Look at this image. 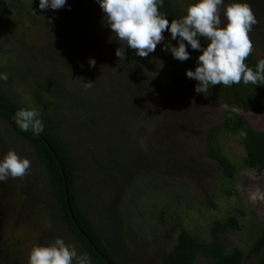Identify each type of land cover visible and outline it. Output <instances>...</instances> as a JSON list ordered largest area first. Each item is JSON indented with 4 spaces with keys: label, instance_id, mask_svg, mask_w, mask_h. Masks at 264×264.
<instances>
[{
    "label": "rangeland",
    "instance_id": "rangeland-1",
    "mask_svg": "<svg viewBox=\"0 0 264 264\" xmlns=\"http://www.w3.org/2000/svg\"><path fill=\"white\" fill-rule=\"evenodd\" d=\"M3 1L1 11L9 21L0 24V73L10 78L0 84L6 83L22 106L41 111L58 126L76 164L79 202L117 264H160L181 226L208 239L213 222L229 217L240 228L225 233L228 249L243 251L242 264H264V201L249 200L251 191L264 193V168L243 164L240 134L218 135L217 148L236 166L231 183L205 154V130L221 122L223 104L195 87L179 90L174 85L172 75L184 70L183 61L164 51L163 44L148 58L126 48L125 59L119 60L115 50L120 45L111 29L103 28L97 0L85 14L92 26L85 24L81 32L80 16L66 6L38 13L33 12V2L39 6V0H22V9H10L9 1ZM173 1L183 7L192 2ZM246 2L259 21L249 33L252 53L262 59L264 0ZM29 7L38 20H31ZM164 37L177 44L171 36ZM64 58L70 61L63 64ZM89 58L95 66H89ZM25 65L31 70L24 78L20 71ZM58 74L62 78L54 84ZM87 81H92L91 88H85ZM38 92L44 102L33 101ZM244 118L252 129H264V109L244 112ZM9 149L29 159L31 168L23 180L9 177L0 182L1 264H28L33 246L56 238L78 254L86 253L63 227L43 168L28 145L0 120V159ZM35 229L41 234L38 243L36 237L31 240L38 236ZM196 264L206 260L199 257Z\"/></svg>",
    "mask_w": 264,
    "mask_h": 264
},
{
    "label": "clouds",
    "instance_id": "clouds-1",
    "mask_svg": "<svg viewBox=\"0 0 264 264\" xmlns=\"http://www.w3.org/2000/svg\"><path fill=\"white\" fill-rule=\"evenodd\" d=\"M97 3L112 38L120 45L115 50L119 60L125 59L126 48L141 58H148L158 44H163L164 51L171 52L179 61H186L190 59L186 41L200 53L195 69L185 70L188 78L197 81V93L208 95L211 87L221 84L225 87L241 82L264 85V58L257 61L255 70L245 63L254 48L249 33L259 23L246 0H232L227 4L225 0H192L184 6L185 15L171 21L159 11L163 0H97ZM65 5L66 0H39L41 10H59ZM165 32L177 41L175 46L165 41ZM201 37L207 41L204 47H201ZM88 63L90 67L95 66L93 58H89ZM7 79L8 74L0 73V80ZM84 86L91 88L92 81L84 82ZM222 107L225 111H238L227 104ZM39 117L37 109L21 108L13 119L22 131L31 130L38 136L44 131ZM30 168L29 159L9 149L0 159V182H6L9 177L23 180ZM249 200L253 204L264 201V193L259 189L251 191ZM73 260L76 264H91L86 253L78 254L61 238L48 245L33 246L28 254V264H73Z\"/></svg>",
    "mask_w": 264,
    "mask_h": 264
},
{
    "label": "trees",
    "instance_id": "trees-1",
    "mask_svg": "<svg viewBox=\"0 0 264 264\" xmlns=\"http://www.w3.org/2000/svg\"><path fill=\"white\" fill-rule=\"evenodd\" d=\"M88 1L89 3H86L85 0H66V9L69 13L74 11L80 16V32L85 24L92 26L91 22L85 18L86 12L92 9V0ZM74 3L78 5L77 9L73 7ZM93 8L97 9L95 6ZM81 9L79 14L78 10ZM159 11L169 21L182 18L185 15L184 7L173 0H163ZM99 20L101 24H105L103 17ZM103 28L109 27L105 25ZM164 35L170 36V33L165 32ZM200 43L201 47H204L207 41L201 37ZM185 45L190 54V59L183 61L184 70L182 72H176L172 75L173 83L179 90H190L197 84V81L186 76L185 70L195 69L196 58L200 53L188 46L186 41ZM259 59L252 53L245 63L255 70ZM67 61L70 60L64 58L63 64ZM27 68L28 71L31 70L30 66ZM57 81L56 79L54 84ZM56 89L58 92H62L61 85H57ZM209 93L221 100L223 105L227 104L230 109L235 108L238 111L224 110L221 122L205 130V154L217 163L227 181L231 183L236 172V166L217 148L218 135L219 133L240 134L245 149L243 164L258 171L262 170L264 168V129L255 130L249 127L246 124L244 112L259 113L263 111L264 85L251 83L245 85L241 82L240 84H233L231 87H225L221 84L211 87ZM21 108L23 107L18 102L0 91V120L5 121L10 129L28 142L32 148L38 162L44 169L50 193L59 209L62 225L74 235L81 248L91 258L92 264H117L111 251L100 238L79 202L75 179L76 164L67 141L58 132L57 127L50 124L48 119L46 122L43 121V118L41 119L44 131L38 136L34 135L31 130L22 131L13 119L15 112ZM92 125H96L95 119H92ZM34 199L35 197H33V201ZM239 228L237 220L233 217L215 220L210 227L209 238L200 239L181 226L175 243L162 255L160 264H196L199 257L204 258L206 264H242L243 251L238 248L228 249L225 240V233L229 229Z\"/></svg>",
    "mask_w": 264,
    "mask_h": 264
},
{
    "label": "flooded vegetation",
    "instance_id": "flooded-vegetation-1",
    "mask_svg": "<svg viewBox=\"0 0 264 264\" xmlns=\"http://www.w3.org/2000/svg\"><path fill=\"white\" fill-rule=\"evenodd\" d=\"M9 2H8V7L10 8V9H16L17 7H19V9H22L24 6H25V4H24V2H22V0H8ZM10 1H11V3L12 4H9L10 3ZM91 1V0H90ZM1 3L2 4H0V24L3 22V20H7V21H9V19H8V15L7 14H5V13H3L1 10L5 7V4H6V2L5 1H1ZM91 3H92V1H91ZM33 4H34V6H35V8L33 9V12H34V10L36 11V12H38L39 13V11H40V8H39V6L38 5H36L34 2H33ZM30 6H32V5H30ZM66 6V5H65ZM64 6V7H65ZM73 7L75 8V9H77L78 8V5L77 4H75L74 3V5H73ZM16 11H18V10H16ZM102 11V10H101ZM28 13H29V15H30V17H31V20H38V18H37V15H34L33 13H32V11H31V9H30V7H29V10H28ZM16 27V26H15ZM14 30H15V28H14ZM17 31H19L18 30V28H17ZM29 65H25V66H22V71H20L21 72V76L22 77H26L28 74H29V71H28V67ZM9 78H10V75L8 74V79H7V81L9 80ZM60 78H62V76L60 75V74H58V79L57 80H60ZM7 81H4V80H2V82H7ZM36 81L34 82V81H32L31 80V86H33V87H37L36 86ZM0 91L1 92H3L5 95H7L8 97H10V98H12L15 102H18L17 100H15L14 99V97L12 96V95H10V88H8L7 87V84L6 83H4V85H2V84H0ZM65 95H66V93L64 92V90L62 91ZM38 100H41V102H44V99H42L41 98V92H38L35 96H34V98H33V101H38ZM30 101V100H29ZM24 102V101H23ZM20 104V103H19ZM21 105V104H20ZM22 106V105H21ZM23 108H25L24 106H22ZM30 108H33V107H30ZM35 109V108H34ZM39 113H40V119H42L43 118V121L44 122H46L47 121V118L43 115V113L41 112V111H39ZM55 127H57V129H58V126H56L55 125ZM58 132L60 133V131L58 130ZM16 134V133H15ZM61 134V133H60ZM17 135V134H16ZM62 135V134H61ZM18 136V135H17ZM19 137V136H18ZM64 138V137H63ZM65 139V138H64ZM23 140V139H22ZM24 141V140H23ZM27 145H28V147H29V149L32 151V153H33V156H34V158H35V161L37 162V164L39 165V166H41L42 167V165L38 162V159L36 158V156H35V154H34V152H33V150H32V148L30 147V145H29V143L28 142H26V141H24ZM70 149V148H69ZM73 158V157H72ZM43 168V167H42ZM44 170V169H43ZM13 201L14 200H12L11 201V203L13 204ZM32 202V201H31ZM18 207H19V204H18ZM22 208V207H21ZM26 208V207H25ZM63 227H64V225H63ZM66 230H67V228L66 227H64ZM35 232L36 233H38V236H36L35 234H34V236H33V238L31 239L33 242H35V237H36V242L38 243V240H40V237H41V234L39 233V231L37 230V229H35ZM67 232L72 236V242L73 243H76V245L78 246V248L80 249L81 248V246H80V244L78 243V241L75 239V237H74V235L70 232V231H68L67 230ZM40 236V237H39ZM30 240H27V242H29ZM26 242V243H27ZM50 243V242H49ZM51 244V243H50ZM1 245V244H0ZM38 245H39V243H38ZM48 245V244H47ZM1 249H2V246H0V253H1ZM11 251H13V247L12 246H10V248H9ZM3 250V249H2ZM87 254V253H86ZM74 262H76L75 260H73V264H75ZM2 263V259H0V264ZM23 263H25L26 264V262H23Z\"/></svg>",
    "mask_w": 264,
    "mask_h": 264
}]
</instances>
